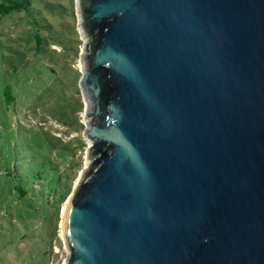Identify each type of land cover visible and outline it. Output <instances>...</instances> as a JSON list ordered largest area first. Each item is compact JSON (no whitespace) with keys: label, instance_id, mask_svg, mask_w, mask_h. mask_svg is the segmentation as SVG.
<instances>
[{"label":"water","instance_id":"water-1","mask_svg":"<svg viewBox=\"0 0 264 264\" xmlns=\"http://www.w3.org/2000/svg\"><path fill=\"white\" fill-rule=\"evenodd\" d=\"M74 1L64 264H264V0Z\"/></svg>","mask_w":264,"mask_h":264},{"label":"rangeland","instance_id":"rangeland-1","mask_svg":"<svg viewBox=\"0 0 264 264\" xmlns=\"http://www.w3.org/2000/svg\"><path fill=\"white\" fill-rule=\"evenodd\" d=\"M82 44L74 0H31L30 11L0 15V78L15 96L10 121L0 118V264H64L61 212L86 163ZM17 151L42 175L23 184V196Z\"/></svg>","mask_w":264,"mask_h":264},{"label":"trees","instance_id":"trees-1","mask_svg":"<svg viewBox=\"0 0 264 264\" xmlns=\"http://www.w3.org/2000/svg\"><path fill=\"white\" fill-rule=\"evenodd\" d=\"M31 10V0H2L0 2V15H6L11 12H20V11H30ZM35 42H36V49H39V46L41 44V38L38 34H35ZM13 89L10 83L4 81L2 78H0V118L2 119V116L6 118V123L10 121L9 117V109L13 107L14 104V94ZM8 113V116L6 114ZM5 121H1V124H4ZM11 130V129H10ZM14 133L13 131H11ZM16 135V133H14ZM14 138V136H13ZM19 143H22L21 139L16 140V145ZM24 149L23 151L27 152L28 147L24 144L22 146ZM30 152V151H28ZM20 151H17L16 154V164L17 167H15V175L17 176L18 180L22 182L21 186H15V189L19 191L20 195L23 196L25 192V186L23 185L26 182H35L42 178V175L40 171L36 170L35 167H37L38 163L35 164V162L29 161L27 162L28 165L25 164L24 160L20 158L19 156ZM10 175V173H5V178H7ZM53 184L55 179L54 177L51 178ZM50 191V189H49Z\"/></svg>","mask_w":264,"mask_h":264},{"label":"bare ground","instance_id":"bare-ground-1","mask_svg":"<svg viewBox=\"0 0 264 264\" xmlns=\"http://www.w3.org/2000/svg\"><path fill=\"white\" fill-rule=\"evenodd\" d=\"M65 205V204H64ZM64 205H63V207H64Z\"/></svg>","mask_w":264,"mask_h":264}]
</instances>
